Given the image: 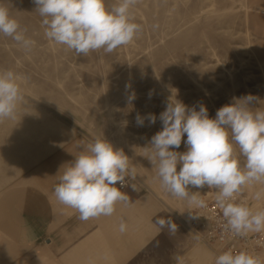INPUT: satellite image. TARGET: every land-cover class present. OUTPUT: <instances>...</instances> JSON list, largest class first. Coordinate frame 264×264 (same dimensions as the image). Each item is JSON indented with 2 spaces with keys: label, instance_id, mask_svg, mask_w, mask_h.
<instances>
[{
  "label": "rangeland",
  "instance_id": "1",
  "mask_svg": "<svg viewBox=\"0 0 264 264\" xmlns=\"http://www.w3.org/2000/svg\"><path fill=\"white\" fill-rule=\"evenodd\" d=\"M105 3L111 8L119 0ZM0 5L35 42L26 51L0 34V71L12 70L21 77L24 96L16 118L0 121V183L14 176L25 160L55 151L52 156L61 155L72 145L83 148L96 138L106 139L136 168V179L126 178L123 190L129 203L145 199L153 207L150 221L149 215L146 220L137 217V229L169 216L178 226L175 235L161 230L126 264H175V254L184 256L186 264H215L218 248L199 244L185 229L181 219L193 208L164 189L144 147L162 129L159 115L175 95L197 110L199 104L205 105L210 118L233 97L247 94L258 97L254 108L264 110V0H137L132 13L142 30L133 42L112 53L101 49L87 56L45 36L32 0H0ZM133 93L135 99L129 102ZM148 114L156 115L155 124H149ZM137 115L144 118L143 126L137 125ZM54 123L59 131L49 132ZM186 139L185 134L174 150L185 152ZM234 147L243 164L239 147ZM189 189L205 201L217 195L208 186ZM261 190L264 184L254 182L237 195L253 211H260L264 197L254 196ZM5 191L0 189V195ZM3 233L0 227V264H54L64 256L65 245H72L69 251L82 238L43 236L33 245L31 239Z\"/></svg>",
  "mask_w": 264,
  "mask_h": 264
},
{
  "label": "clouds",
  "instance_id": "2",
  "mask_svg": "<svg viewBox=\"0 0 264 264\" xmlns=\"http://www.w3.org/2000/svg\"><path fill=\"white\" fill-rule=\"evenodd\" d=\"M32 2L42 17L45 36L78 56L101 49L112 53L132 43L142 30V26L134 22L132 13L137 0H119L111 8L106 6L105 0ZM25 32L9 9L0 5V34L31 51L35 42L26 38ZM20 79L12 70L0 71V121L16 118L18 105L24 100ZM134 99V93L128 96L129 102ZM254 102H258V97L252 94L233 97L217 110L215 118H210L205 105L199 104L197 110V106L189 107L176 95L172 96L159 115L162 129L144 147L164 189L186 200L190 208L207 205L199 192L190 191L189 186L216 189V202L226 220L225 228L240 237L264 231V210L253 211L243 202H234L244 186L254 182L264 184V110L254 108ZM147 120L155 124L157 117L148 114ZM136 122L143 126L144 118L137 115ZM185 134L187 150L175 151ZM234 146L239 147L245 159L243 164ZM67 165L58 176L54 195L61 205L76 210L81 221L111 216L118 203L130 202V197L120 188L126 185V178L136 179V168L130 165V158L122 149L115 148L106 139L96 138L88 143ZM131 188L136 191L134 184ZM262 197L264 190L255 193L256 200ZM189 218L199 216L189 211ZM155 224L160 230L167 229L169 235L178 231L170 216L158 218ZM126 230V223L122 221L119 231ZM173 260L175 264H186L180 254H175ZM215 264H264V261L257 254L228 250L215 258Z\"/></svg>",
  "mask_w": 264,
  "mask_h": 264
},
{
  "label": "crops",
  "instance_id": "3",
  "mask_svg": "<svg viewBox=\"0 0 264 264\" xmlns=\"http://www.w3.org/2000/svg\"><path fill=\"white\" fill-rule=\"evenodd\" d=\"M59 128L54 123L48 130L59 131ZM82 150L72 145L61 155L52 156L55 151L18 165L16 174L0 183V189L6 188L0 195L1 231L9 237H21L28 242L31 239L33 245L43 236H81L69 251L67 248L72 245L61 250L64 264H126L162 233L152 222L136 227L137 217L145 219L149 215L148 221L151 220L153 207L145 199L127 205L121 202L111 216L81 221L76 210L61 205L54 195L58 176ZM122 221L127 226L124 233L119 231ZM33 253H36L34 249ZM61 260L54 264L62 263Z\"/></svg>",
  "mask_w": 264,
  "mask_h": 264
},
{
  "label": "built area",
  "instance_id": "4",
  "mask_svg": "<svg viewBox=\"0 0 264 264\" xmlns=\"http://www.w3.org/2000/svg\"><path fill=\"white\" fill-rule=\"evenodd\" d=\"M116 186L119 188V183ZM125 187L120 190L123 191ZM205 202L206 207L191 210L192 214L199 218L190 219L189 212H187L181 219L183 226L194 240L199 244L209 246V248H218L217 256L231 250L233 253L244 251L261 257L262 251H264V232L249 233L244 237L234 236L231 231L225 228L226 220L217 205L216 198ZM234 202L245 203V200L236 194Z\"/></svg>",
  "mask_w": 264,
  "mask_h": 264
},
{
  "label": "bare ground",
  "instance_id": "5",
  "mask_svg": "<svg viewBox=\"0 0 264 264\" xmlns=\"http://www.w3.org/2000/svg\"><path fill=\"white\" fill-rule=\"evenodd\" d=\"M262 232H264V231H262ZM263 257H264V251H262L261 259H263Z\"/></svg>",
  "mask_w": 264,
  "mask_h": 264
}]
</instances>
